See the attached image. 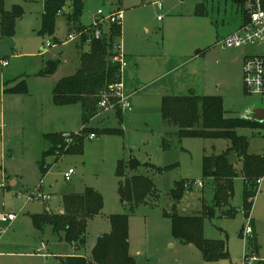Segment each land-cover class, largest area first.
<instances>
[{"label": "rangeland", "instance_id": "rangeland-1", "mask_svg": "<svg viewBox=\"0 0 264 264\" xmlns=\"http://www.w3.org/2000/svg\"><path fill=\"white\" fill-rule=\"evenodd\" d=\"M202 2V14L197 15L195 7ZM3 4L5 10L19 6L22 13L14 20L12 34H1L0 27V214L15 215L10 223L0 221V263L58 264L59 258L71 255L90 259L97 238L110 232L109 217L125 215L129 254L134 264H243L250 242L243 235L249 218L240 210L244 188L241 177L232 180L230 205L237 213L230 218L216 215L204 221V237L223 241L227 259L205 261L197 247L173 237L171 221L163 213L173 210L170 191L175 182L190 184L176 207L178 214L193 215L192 211L201 209L202 204H210L214 184L202 175L204 149L220 154L229 144L197 137L178 141L174 135L176 128L163 123L160 114L162 97L190 94L219 97L226 117L242 118L245 106L264 108V101L246 93L242 75L244 56L263 55L264 46L219 45L221 39L240 26L243 5L234 0H84L80 23L85 26L97 9L108 12L119 8L123 12L120 41L127 65L122 70L121 82L122 94L130 95L131 109L119 107L121 121L116 118L112 108L118 105L107 99L113 98L112 85L109 86L108 93L100 99L108 103L88 123V128L99 130L98 134L84 139L80 154L47 157L49 169L43 176L38 167L46 148L43 134H70L82 129L80 105L57 106L51 101L52 80L72 75L79 66L81 52L89 48L81 47L77 41H55H66L65 16L70 2L62 9L65 12L57 16L52 36L39 34L42 0H4ZM47 41L54 46L42 51ZM4 61L6 66L1 65ZM47 61L59 62L56 72L46 77L38 75ZM21 82L25 94L7 91ZM118 127L122 129L120 134L100 132L103 128ZM235 131L248 140V153L264 154L263 125L240 126ZM163 139L169 145L167 149H163ZM130 158L155 167H140L136 173H126L151 181L155 194L148 196L144 204L123 202L119 195L117 163ZM173 164H177L175 168L161 173L163 167ZM68 169L73 174L65 181L63 174ZM11 180H16L17 185H10ZM195 181H202L203 186L196 187ZM38 186L51 196L48 202L27 200L25 195ZM86 188L97 191L103 205L89 221L83 250H74L63 232L55 233L50 225L41 231L35 229L32 216L44 211L60 214L62 194H82ZM253 206L251 218L258 251L251 264H256L264 260V178ZM41 241L47 249L45 257L35 255Z\"/></svg>", "mask_w": 264, "mask_h": 264}, {"label": "trees", "instance_id": "trees-1", "mask_svg": "<svg viewBox=\"0 0 264 264\" xmlns=\"http://www.w3.org/2000/svg\"><path fill=\"white\" fill-rule=\"evenodd\" d=\"M4 0H0V27L1 34L13 33L15 18L22 10L13 6L5 10ZM43 13L39 34L52 36L55 33L57 16L62 15V9L67 1L70 2L69 12L65 21L68 33L87 28L80 23L84 0H42ZM243 5L244 0H234ZM203 4L195 7V14H202ZM60 11V12H59ZM121 37V28L115 24L109 26L108 35L101 40H93L86 51L79 56V66L72 75L57 80L52 87V101L54 105L65 106L78 104L81 108L82 129L76 134L70 133L71 141L66 142L63 133L43 134L42 139L46 148L41 153L38 167L44 176L49 169L45 159L49 156L80 154L84 139L90 134H98L99 130L88 128L90 120L99 113L98 104L103 93H108L109 86L118 81V64L112 61L114 47ZM57 43L60 40L55 39ZM84 40L80 43L83 46ZM59 65L58 61H47L39 71L40 76L53 75ZM12 94L26 93L21 82L7 90ZM104 91V92H103ZM102 92V93H101ZM101 93V94H100ZM112 103L115 98L107 96ZM116 118L121 121L119 106L113 108ZM160 114L163 123L175 127L174 135L180 141L184 137H197L203 140H223L229 146L220 154H211L204 149L202 156L203 178L213 180L212 201L202 204L201 209L193 215H180L176 207L185 191L184 181H177L170 191L172 199V212L164 211V216L171 221V231L175 239L185 244L194 245L199 249L205 261H220L228 258L227 246L223 241L207 240L203 235L205 219L212 220L218 215L220 218H230L237 213L231 207L233 198L232 180L237 177L243 179L242 211L245 218H249L252 233L249 235L250 244L246 248V255L256 256L258 246L254 230L251 210L253 200L258 193V181L264 178V154L248 153V140L236 134L240 126L253 127L255 122L240 118L226 117L222 100L219 97L198 95L165 96L161 99ZM103 134H120L121 128H103ZM163 149L169 145L163 139ZM234 159V160H233ZM177 164L167 165L161 169L164 173ZM140 167L155 169L150 163L141 164L138 160L130 158L128 161H118L115 174L119 178L118 191L123 202L130 204L146 203L148 196L155 194L151 181L142 175L126 176L127 172L136 173ZM62 212L53 214L44 211L42 214L32 216L36 230L41 231L45 225H50L55 233L63 232L64 239L74 248L83 250L87 238V224L90 219L98 215L102 209L101 195L92 188H86L82 194L73 191L62 194ZM110 232L99 236L91 250L90 259L84 256L71 255L59 258L58 264H134L129 254L128 246V217L125 215H111L109 217ZM256 264H264V260Z\"/></svg>", "mask_w": 264, "mask_h": 264}, {"label": "built area", "instance_id": "built-area-1", "mask_svg": "<svg viewBox=\"0 0 264 264\" xmlns=\"http://www.w3.org/2000/svg\"><path fill=\"white\" fill-rule=\"evenodd\" d=\"M60 12V11H59ZM123 20V12L121 10H114L110 12H104L102 9H97L95 12L90 14V23L86 26L87 28L72 31L68 33L65 42L77 41L82 45L88 46L93 40H101L105 38L109 33V26L115 24L121 26ZM121 39L114 47V56L112 61L118 64V82L112 85V97L115 98L116 104L122 109H131L128 96L122 94V70L126 67L127 62L125 55L121 50ZM219 45L222 48H240L247 46H264V0H244L242 21L240 26L225 38L219 41ZM54 44L47 41L43 46L44 49L53 47ZM2 65H6V62H2ZM242 75L244 89L247 94L258 96L264 101V54L255 56H245L242 64ZM108 103L106 99H103L99 103V108L104 107ZM76 134V133H74ZM94 134L88 136L89 139H93ZM63 138L68 143L71 141V135L63 133ZM73 174L72 169H68L64 172L63 177L65 181H69ZM261 180L258 181L260 183ZM189 183H185V187H189ZM196 187H202L201 181H195L193 183ZM16 194V193H15ZM17 195V194H16ZM28 201L38 200L42 202H48L51 199L49 194H44L41 191L40 186L35 188L33 191L25 195ZM18 197H21L19 194ZM15 219V215L0 214V221L12 222ZM246 232L252 233V229L249 224V219L246 220ZM46 246L44 242H40L37 247L36 253L44 255L46 253ZM244 261L249 264L254 261V257H249L244 254Z\"/></svg>", "mask_w": 264, "mask_h": 264}, {"label": "crops", "instance_id": "crops-1", "mask_svg": "<svg viewBox=\"0 0 264 264\" xmlns=\"http://www.w3.org/2000/svg\"><path fill=\"white\" fill-rule=\"evenodd\" d=\"M201 4H203V2L201 3ZM197 5H199V4H197ZM196 5V6H197ZM116 10H120L119 8L118 9H116ZM104 11V10H103ZM110 11H114L113 9H110V10H108V12H110ZM104 12H107V11H104ZM236 30V29H235ZM234 30V31H235ZM233 31V32H234ZM232 33V32H231ZM121 37H122V29H121ZM121 37H120V39H121ZM42 51H45V49H42ZM199 53V52H198ZM130 54V53H129ZM200 54V53H199ZM139 56V55H138ZM245 57V56H244ZM138 59V58H137ZM136 60V59H135ZM137 61V60H136ZM5 62V61H4ZM67 63H65V65H66ZM1 65H2V63H1ZM6 65H7V62H6ZM6 65H4V66H6ZM3 66V65H2ZM67 66V65H66ZM137 66V65H136ZM58 79H56V80H52V87H53V85H54V83L57 81ZM15 95V94H14ZM128 96V98H129V94L127 95ZM51 101H52V88H51ZM12 103L13 102H11V99H9V104H10V106L12 105ZM252 107H254V106H245L244 107V112L242 113V115H244L250 108H252ZM251 122H254V121H251ZM255 123H257V122H255ZM257 124H259V125H262L261 123H257ZM264 126V125H263ZM67 131H60V132H55V133H66ZM75 133V132H74ZM77 133V132H76ZM202 182V181H201ZM203 183V182H202ZM10 185H12V186H16L17 185V181L16 180H11L10 181ZM180 203V202H179ZM255 207L254 206H252V210L251 211H253V209H254ZM200 210V209H199ZM199 210H195V211H192L194 214L196 213V212H198ZM10 211V210H9ZM91 220V219H90ZM89 220V221H90ZM253 220V219H252ZM253 225H254V223H253ZM88 229H89V222H88V224H87V233H88ZM254 230H256L255 229V225H254ZM39 246V245H38ZM37 246V247H38ZM36 250H37V248H36ZM35 255H39V254H37L36 252H35ZM45 255H46V253L44 254V255H42V256H44L45 257ZM0 264H16V263H4V262H2V263H0Z\"/></svg>", "mask_w": 264, "mask_h": 264}, {"label": "water", "instance_id": "water-1", "mask_svg": "<svg viewBox=\"0 0 264 264\" xmlns=\"http://www.w3.org/2000/svg\"><path fill=\"white\" fill-rule=\"evenodd\" d=\"M44 49V47H42ZM242 120L254 121L264 125V108L252 107L244 115L241 116Z\"/></svg>", "mask_w": 264, "mask_h": 264}, {"label": "bare ground", "instance_id": "bare-ground-1", "mask_svg": "<svg viewBox=\"0 0 264 264\" xmlns=\"http://www.w3.org/2000/svg\"><path fill=\"white\" fill-rule=\"evenodd\" d=\"M262 180V179H261ZM258 184H260V183H258ZM202 186H203V184H202ZM250 221V220H249ZM251 227V226H250ZM251 233H247L246 232V226H245V229H244V233H243V235L245 236V237H249V235H250ZM243 264H249L248 262H246V261H244V263ZM251 264V263H250Z\"/></svg>", "mask_w": 264, "mask_h": 264}]
</instances>
